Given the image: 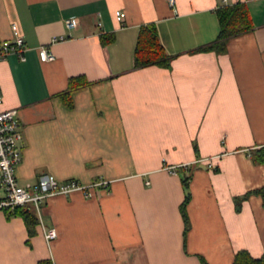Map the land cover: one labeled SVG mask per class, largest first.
Here are the masks:
<instances>
[{"label": "crops", "instance_id": "crops-1", "mask_svg": "<svg viewBox=\"0 0 264 264\" xmlns=\"http://www.w3.org/2000/svg\"><path fill=\"white\" fill-rule=\"evenodd\" d=\"M237 3L252 29L224 54L204 50L218 38L217 10ZM151 23L169 66L135 69L139 28ZM16 36L25 61L0 62V94L22 132L18 182L93 186L90 198L54 195L32 210V235L1 210L0 264H233L240 251L264 254L254 194L264 163L253 160L264 157V0H0V44ZM42 46L54 60L40 61ZM79 76L89 86L68 107L61 95ZM41 226L57 233L49 244Z\"/></svg>", "mask_w": 264, "mask_h": 264}, {"label": "built area", "instance_id": "built-area-1", "mask_svg": "<svg viewBox=\"0 0 264 264\" xmlns=\"http://www.w3.org/2000/svg\"><path fill=\"white\" fill-rule=\"evenodd\" d=\"M167 1L170 6H173L174 0ZM124 18L123 12L115 13V20L118 23H122ZM77 25L75 19L66 21V26L69 28H74ZM15 26L12 24L13 28ZM55 41L56 39L52 40V42ZM24 50L25 43L20 36H16L11 41H5L0 44V62L4 61L8 54L13 53L18 55L21 61H25ZM38 57L42 62L54 60L52 52L45 46L38 48ZM2 104L3 96L0 94V211L10 213L17 207H28L38 215L41 205L54 195L68 196L74 191H82L86 198L92 197L93 185L85 186L74 180L58 182L51 175H44L34 183L20 184L18 182L15 168L20 162L22 132L17 111L3 110ZM42 231L48 244L57 236L55 229L42 227Z\"/></svg>", "mask_w": 264, "mask_h": 264}, {"label": "trees", "instance_id": "trees-1", "mask_svg": "<svg viewBox=\"0 0 264 264\" xmlns=\"http://www.w3.org/2000/svg\"><path fill=\"white\" fill-rule=\"evenodd\" d=\"M217 18L219 22V34L217 40L204 48V50H214L218 54H224L229 39L244 34L252 29L249 11L245 4L237 3L230 6H223L217 10ZM111 38H102V44L110 41ZM170 57L163 48L156 26L154 24H145L140 26L136 46L133 54V66L135 69L144 68L148 66H159L167 68L169 66ZM89 86V83L81 76L70 78L66 93L61 95L64 103L70 107V94L80 88ZM256 163H264V157L253 158ZM184 187H187V180L183 181ZM262 200V207L264 208V186L254 191ZM247 196H244L245 199ZM188 202V194L182 204V211ZM236 209H239L238 202ZM9 216L18 215L23 218L26 229L29 235L34 234L33 228L36 226V218L31 209L28 207H17L10 213ZM185 218V215H184ZM187 220L185 221V224ZM187 225V224H186ZM42 264V263H40ZM47 264V263H44ZM201 264H206L201 261ZM233 264H264V254L259 258H252L246 251L237 252Z\"/></svg>", "mask_w": 264, "mask_h": 264}]
</instances>
